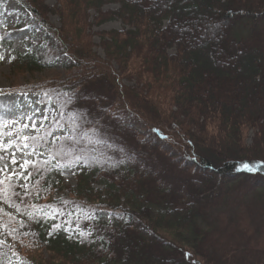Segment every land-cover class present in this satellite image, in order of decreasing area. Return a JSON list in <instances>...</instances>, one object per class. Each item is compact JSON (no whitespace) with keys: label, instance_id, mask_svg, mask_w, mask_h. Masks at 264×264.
Returning a JSON list of instances; mask_svg holds the SVG:
<instances>
[{"label":"trees","instance_id":"obj_1","mask_svg":"<svg viewBox=\"0 0 264 264\" xmlns=\"http://www.w3.org/2000/svg\"><path fill=\"white\" fill-rule=\"evenodd\" d=\"M16 1L31 43L17 52L0 28V55L65 73L0 91L41 111L0 122L30 157L0 151L19 171L0 175V264H264L211 236L206 215L231 182L264 186V0ZM113 19L121 29L93 30Z\"/></svg>","mask_w":264,"mask_h":264},{"label":"rangeland","instance_id":"obj_2","mask_svg":"<svg viewBox=\"0 0 264 264\" xmlns=\"http://www.w3.org/2000/svg\"><path fill=\"white\" fill-rule=\"evenodd\" d=\"M46 2L48 5H52L54 0H46ZM4 4L3 11L0 12V28L4 29L12 38V49L20 53L26 52L28 45L31 43V32L25 27L23 18L25 10L16 0H8ZM116 7V4L104 6V8ZM50 20L55 25H58V17L56 15H50ZM121 28V21L113 19L100 26H94L93 30ZM241 30L246 35L250 32L249 28L245 27H241ZM257 32L264 43V25L259 24ZM93 40L98 43L99 37L94 36ZM97 51L100 55H103V51L100 48ZM0 57H2L0 59V91L11 87H20L37 80L63 76L65 73L64 67L58 64L35 74H22L13 70L9 62L10 53L8 50ZM35 98V95H23L19 92L0 93V122L13 119L21 121L28 115L31 117L41 115L40 109H38V112H33L34 107H37ZM34 122L38 125L36 120ZM29 133L31 132H25V134ZM9 152L11 154L14 153L15 158L21 164L30 158L27 148L11 145ZM41 155L44 156V154ZM5 165L7 167L4 169ZM0 169H4L10 176L19 174V171L15 172L14 168L2 159H0ZM2 172H0V175ZM13 172L15 174H12ZM60 174L65 184H73L75 182L74 175L68 168L62 169ZM227 192L229 194L225 198L229 201L224 202V204L220 202L215 208L207 210L208 221L217 222L214 224L216 229H213L211 236L217 238L225 247H232L230 248L231 251H237V255L241 256L244 262H264V186L251 188L237 180L229 184L226 189ZM10 212H13V210L10 209ZM9 263L15 264L16 261L9 260Z\"/></svg>","mask_w":264,"mask_h":264},{"label":"snow or ice","instance_id":"obj_3","mask_svg":"<svg viewBox=\"0 0 264 264\" xmlns=\"http://www.w3.org/2000/svg\"><path fill=\"white\" fill-rule=\"evenodd\" d=\"M0 59H2V57H0ZM25 127H28V125H25ZM32 127L35 128V125H33ZM23 139L25 141H27L29 139L36 140V139H39V138L38 137H28V136H25ZM23 146L25 148L29 147V145L27 143H25ZM9 147H11V141H9V142H2V141H0V151H6ZM33 151H34V149H33ZM0 159H2V157H0ZM11 162H12V164H16L17 163V161L15 159V154L14 153L12 154ZM28 163H30V162L29 161H25L24 164L20 165V167L23 168ZM6 167H7V165H5V168ZM243 167L249 168V165L244 164ZM2 171H4V169H0V172H2ZM12 174H15V173L13 172Z\"/></svg>","mask_w":264,"mask_h":264}]
</instances>
